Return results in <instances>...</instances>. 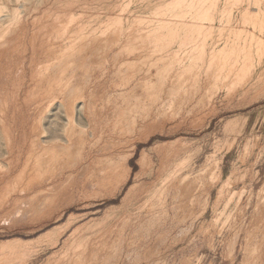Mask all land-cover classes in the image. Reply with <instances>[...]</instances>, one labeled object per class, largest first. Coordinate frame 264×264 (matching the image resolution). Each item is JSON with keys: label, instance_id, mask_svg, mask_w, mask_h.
Here are the masks:
<instances>
[{"label": "rangeland", "instance_id": "obj_1", "mask_svg": "<svg viewBox=\"0 0 264 264\" xmlns=\"http://www.w3.org/2000/svg\"><path fill=\"white\" fill-rule=\"evenodd\" d=\"M0 264H264V0H0Z\"/></svg>", "mask_w": 264, "mask_h": 264}]
</instances>
